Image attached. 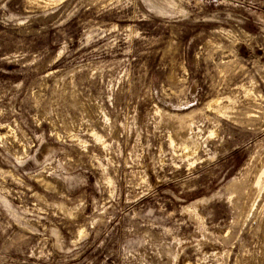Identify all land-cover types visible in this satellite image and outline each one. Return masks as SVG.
<instances>
[{
  "label": "rangeland",
  "instance_id": "obj_1",
  "mask_svg": "<svg viewBox=\"0 0 264 264\" xmlns=\"http://www.w3.org/2000/svg\"><path fill=\"white\" fill-rule=\"evenodd\" d=\"M0 264H264V0H0Z\"/></svg>",
  "mask_w": 264,
  "mask_h": 264
},
{
  "label": "bare ground",
  "instance_id": "obj_2",
  "mask_svg": "<svg viewBox=\"0 0 264 264\" xmlns=\"http://www.w3.org/2000/svg\"><path fill=\"white\" fill-rule=\"evenodd\" d=\"M218 101V99H214L211 103V105L215 104L216 102ZM186 151H187V154L188 155H193L196 153L197 151V148L196 149H193V147L189 146V145H186ZM258 184L261 185L262 184V177H260L259 181H258Z\"/></svg>",
  "mask_w": 264,
  "mask_h": 264
}]
</instances>
